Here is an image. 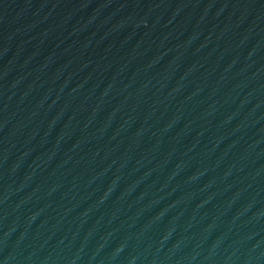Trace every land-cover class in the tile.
Returning a JSON list of instances; mask_svg holds the SVG:
<instances>
[{
  "label": "water",
  "instance_id": "water-1",
  "mask_svg": "<svg viewBox=\"0 0 264 264\" xmlns=\"http://www.w3.org/2000/svg\"><path fill=\"white\" fill-rule=\"evenodd\" d=\"M0 264H264V0H0Z\"/></svg>",
  "mask_w": 264,
  "mask_h": 264
}]
</instances>
